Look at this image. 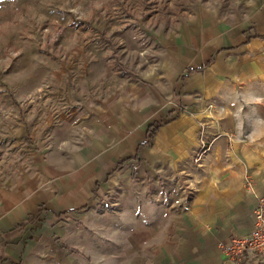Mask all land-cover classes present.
<instances>
[{"label":"crops","instance_id":"0c3cea01","mask_svg":"<svg viewBox=\"0 0 264 264\" xmlns=\"http://www.w3.org/2000/svg\"><path fill=\"white\" fill-rule=\"evenodd\" d=\"M245 25L213 19L136 81L94 86L81 146L73 128L37 131L35 171L0 175V264L68 263V229L114 264H230L218 244L254 224L246 174L264 199V77Z\"/></svg>","mask_w":264,"mask_h":264},{"label":"rangeland","instance_id":"374dc122","mask_svg":"<svg viewBox=\"0 0 264 264\" xmlns=\"http://www.w3.org/2000/svg\"><path fill=\"white\" fill-rule=\"evenodd\" d=\"M213 19L236 31L246 24L247 56L264 77V0H0V175L35 171V133L45 128H73L70 147L81 146L83 114L98 104L90 102L94 86L114 91L136 81L159 66L165 46L181 33L210 36ZM70 231H64L69 244L58 246L73 255L60 264L115 263L103 259L115 255L111 246L100 252L93 239L84 245Z\"/></svg>","mask_w":264,"mask_h":264},{"label":"built area","instance_id":"2783aa9c","mask_svg":"<svg viewBox=\"0 0 264 264\" xmlns=\"http://www.w3.org/2000/svg\"><path fill=\"white\" fill-rule=\"evenodd\" d=\"M244 187L256 200L253 228L249 235L232 237L227 243H219L218 247L230 264H263L264 199L257 195L252 178L247 174L244 176Z\"/></svg>","mask_w":264,"mask_h":264}]
</instances>
